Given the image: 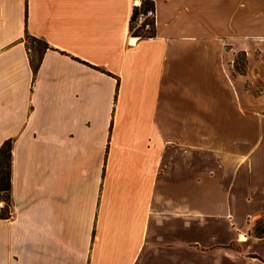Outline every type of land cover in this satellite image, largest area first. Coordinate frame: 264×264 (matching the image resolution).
<instances>
[{
	"label": "crops",
	"instance_id": "obj_1",
	"mask_svg": "<svg viewBox=\"0 0 264 264\" xmlns=\"http://www.w3.org/2000/svg\"><path fill=\"white\" fill-rule=\"evenodd\" d=\"M135 1L0 0V264H264V0Z\"/></svg>",
	"mask_w": 264,
	"mask_h": 264
},
{
	"label": "trees",
	"instance_id": "obj_2",
	"mask_svg": "<svg viewBox=\"0 0 264 264\" xmlns=\"http://www.w3.org/2000/svg\"><path fill=\"white\" fill-rule=\"evenodd\" d=\"M151 8V7H150ZM149 7L142 5L140 9L135 8L131 20L134 21L136 15L141 10H147ZM153 9V8H152ZM151 23L150 30H145L144 26L146 23H143L137 29L130 32L135 37H152L154 35V23L153 20ZM25 46L28 51L29 63L32 69L33 74L36 73L44 52L48 49V45L34 37L25 36ZM10 170H11V141L7 140L0 146V200L4 201V208L0 209V219H7L10 216ZM259 221L256 223L257 226ZM264 234V229L258 230L256 227L254 229V235L256 237H261Z\"/></svg>",
	"mask_w": 264,
	"mask_h": 264
},
{
	"label": "built area",
	"instance_id": "obj_3",
	"mask_svg": "<svg viewBox=\"0 0 264 264\" xmlns=\"http://www.w3.org/2000/svg\"><path fill=\"white\" fill-rule=\"evenodd\" d=\"M134 9H140L142 7L141 3L138 2L137 0L134 2ZM153 20V9L149 8L147 10H141L140 12H138V14L136 15V18L134 21H131V27L132 30L137 29L139 26H141L143 23H146L144 26V29L147 30L149 29L152 25L150 23V21L152 22ZM5 203L4 201L0 200V209L4 208Z\"/></svg>",
	"mask_w": 264,
	"mask_h": 264
},
{
	"label": "rangeland",
	"instance_id": "obj_4",
	"mask_svg": "<svg viewBox=\"0 0 264 264\" xmlns=\"http://www.w3.org/2000/svg\"><path fill=\"white\" fill-rule=\"evenodd\" d=\"M151 28V27H150ZM150 28L149 29H147V30H150ZM258 228V230H262V229H264V217L263 218H261L260 220H259V223H258V225L257 226H255V228ZM254 228V229H255ZM253 233H254V230H253Z\"/></svg>",
	"mask_w": 264,
	"mask_h": 264
}]
</instances>
